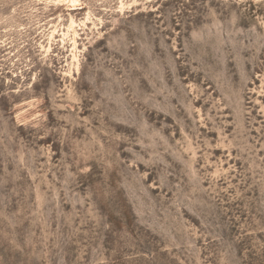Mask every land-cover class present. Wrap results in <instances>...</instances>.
I'll use <instances>...</instances> for the list:
<instances>
[{"label": "rangeland", "instance_id": "obj_1", "mask_svg": "<svg viewBox=\"0 0 264 264\" xmlns=\"http://www.w3.org/2000/svg\"><path fill=\"white\" fill-rule=\"evenodd\" d=\"M0 264H264V0H0Z\"/></svg>", "mask_w": 264, "mask_h": 264}]
</instances>
